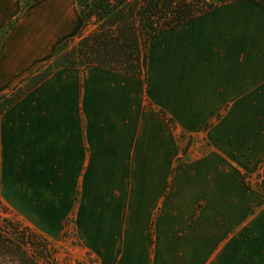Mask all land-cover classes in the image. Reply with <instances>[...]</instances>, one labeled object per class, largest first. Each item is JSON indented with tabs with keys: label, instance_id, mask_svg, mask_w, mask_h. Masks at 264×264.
<instances>
[{
	"label": "crops",
	"instance_id": "1",
	"mask_svg": "<svg viewBox=\"0 0 264 264\" xmlns=\"http://www.w3.org/2000/svg\"><path fill=\"white\" fill-rule=\"evenodd\" d=\"M41 2L0 0V31L17 18L0 93L76 24L64 7L30 10ZM147 54L146 75L59 67L7 108L0 194L48 239L74 211L99 264H228L238 232L264 264V193L245 179L264 160V6L220 3Z\"/></svg>",
	"mask_w": 264,
	"mask_h": 264
},
{
	"label": "trees",
	"instance_id": "2",
	"mask_svg": "<svg viewBox=\"0 0 264 264\" xmlns=\"http://www.w3.org/2000/svg\"><path fill=\"white\" fill-rule=\"evenodd\" d=\"M37 0H22L27 6ZM230 0H76L81 26L56 45L51 60L36 64L0 93V116L59 67L97 64L146 75L149 40ZM264 6V0H254ZM12 27L9 22L5 31ZM45 66L39 72L40 67ZM1 183V179H0ZM50 240L7 213L0 197V264H55Z\"/></svg>",
	"mask_w": 264,
	"mask_h": 264
},
{
	"label": "rangeland",
	"instance_id": "3",
	"mask_svg": "<svg viewBox=\"0 0 264 264\" xmlns=\"http://www.w3.org/2000/svg\"><path fill=\"white\" fill-rule=\"evenodd\" d=\"M54 6H56L55 9L64 7L69 12L71 23H73V18H76V20L74 21L76 22L75 26L74 23L71 25L72 27H70V30L67 33H65V35L62 36V38H60L59 42H61L66 38L75 36L77 34V31L81 26L79 6L76 0H43V2H41L40 7L37 6L34 8V6L32 7L31 5L30 10L33 11L44 10V9L46 10V8L49 7L52 8ZM23 7L25 6H23V2H22V8ZM16 19H13L9 22H12V25H14ZM7 25L2 31H0V40L4 36V33L6 32L5 29L7 28ZM54 56H55V51L52 58H50L49 60L53 59ZM44 68L45 66H42L38 71L41 72L44 70ZM190 141L191 138H188L187 139L188 144ZM186 148L187 145L184 147V150ZM245 179L249 185L253 186L254 188L264 193V160L260 162L257 172L254 174H246ZM0 197L4 205L7 207V213L13 218L20 220L21 222L24 223V219L19 214V212L14 210L5 200L6 197L4 193L1 192ZM74 215H75L74 211H72L71 214L68 215V217L65 219L64 222L65 226L62 235H60L56 239H49L56 250L55 264H99L100 262L98 261L96 254L92 251H89L86 248V245L84 244L82 237H80L75 224ZM31 228L37 231L35 226ZM231 246H233L232 243ZM245 246L246 244L244 242V236L240 235V233L238 232L237 240L235 243V256L233 258L232 256L233 252L231 251V257L228 264H250V260L246 257L247 253ZM252 264H256L255 258L253 259Z\"/></svg>",
	"mask_w": 264,
	"mask_h": 264
}]
</instances>
